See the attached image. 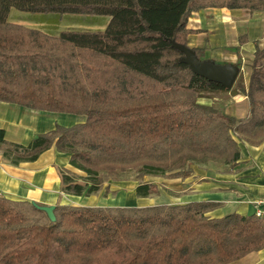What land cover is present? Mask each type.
I'll return each mask as SVG.
<instances>
[{
  "label": "trees",
  "instance_id": "1",
  "mask_svg": "<svg viewBox=\"0 0 264 264\" xmlns=\"http://www.w3.org/2000/svg\"><path fill=\"white\" fill-rule=\"evenodd\" d=\"M211 6L264 12V0H0V100L85 116L28 144L0 128V152L13 164L51 147L69 153L84 172H62L64 190L76 195L132 173L137 196L148 197L160 189L146 175L187 178L194 164L210 162L233 169L242 158L233 131L264 142V47L255 50L247 86L241 76L229 89L194 73L171 39L188 45V17ZM13 8L51 14L55 23L70 14L108 20L104 28L52 33L10 20ZM192 48L203 58V48ZM229 90L247 95V116L199 101ZM219 206L63 204L53 221L31 201L0 196V264H227L264 248V218L211 216Z\"/></svg>",
  "mask_w": 264,
  "mask_h": 264
},
{
  "label": "crops",
  "instance_id": "2",
  "mask_svg": "<svg viewBox=\"0 0 264 264\" xmlns=\"http://www.w3.org/2000/svg\"><path fill=\"white\" fill-rule=\"evenodd\" d=\"M187 28L190 30L189 46L203 48V58L239 65L238 77L248 85L255 50L264 47L263 11L245 7H206L191 12ZM199 101L217 104L237 118L245 117L249 110L248 97L241 91L207 93ZM84 120V115L32 109L0 100V128L4 129L8 140L21 144H28L36 134L52 130L57 123L70 126ZM240 146L242 158L233 169L225 171L222 165L208 175L209 165L202 168L194 164L191 176L163 177L160 192L148 197L137 196L135 190L139 181L130 178L110 179L100 191L90 195L66 192L62 172L66 170L77 175H84V172L70 164L69 153L55 147L45 150L36 160L20 164L11 163L0 152V196L55 206H146L212 200L220 202V206L209 212L211 216L219 217L233 211L250 214L254 213L253 200L264 197V142H242ZM150 176L145 179L151 181ZM78 181L84 183L81 179ZM107 186L111 191L106 192ZM227 264H264V248Z\"/></svg>",
  "mask_w": 264,
  "mask_h": 264
},
{
  "label": "rangeland",
  "instance_id": "3",
  "mask_svg": "<svg viewBox=\"0 0 264 264\" xmlns=\"http://www.w3.org/2000/svg\"><path fill=\"white\" fill-rule=\"evenodd\" d=\"M50 15L45 16L43 14H33V13L23 12V11H20L18 9L13 8L10 12V20L20 22V23L25 24L27 26L39 27V28H42L46 31L52 32V33H58L60 30L66 29V28H72V29L104 28L105 22L108 20V17H105V16H88V15L70 14V15H67L62 22L55 23L50 19ZM34 16H36V17H34ZM39 16H44V17L38 18ZM235 132L233 131V135H235L239 145L242 142H246L245 140H243L241 138L238 139L237 134ZM208 165H209L208 167H211V168H209L210 172L208 175L214 174V170L220 169L222 167V163H220V162H210ZM201 167L203 168L206 166H201ZM128 177H130V179H134L132 176V173H129ZM146 177H147V175L144 177V180H146L145 179ZM152 177L153 176L151 175L149 178V179H151V181L158 182V180H159L158 183H159V189H160V186H162V178L167 177V176H159L158 179H154ZM205 178H207V177H205ZM125 179H129V178H125ZM109 180H107L106 183ZM111 180H120V179H111ZM107 189L108 190H106V192L111 191L109 187ZM261 197H263V196H261ZM130 204H132V203H130ZM132 205H135V203H133Z\"/></svg>",
  "mask_w": 264,
  "mask_h": 264
},
{
  "label": "water",
  "instance_id": "4",
  "mask_svg": "<svg viewBox=\"0 0 264 264\" xmlns=\"http://www.w3.org/2000/svg\"><path fill=\"white\" fill-rule=\"evenodd\" d=\"M173 47L183 53L181 60L187 63L190 69L209 80L217 81L227 88H232L238 78L240 67L234 63H218L212 59L201 58L196 51L188 45L177 42L171 39ZM36 206L46 211L51 220L56 219L54 212L55 205H40L32 201Z\"/></svg>",
  "mask_w": 264,
  "mask_h": 264
},
{
  "label": "built area",
  "instance_id": "5",
  "mask_svg": "<svg viewBox=\"0 0 264 264\" xmlns=\"http://www.w3.org/2000/svg\"><path fill=\"white\" fill-rule=\"evenodd\" d=\"M254 213L260 217L264 218V197H257L253 200Z\"/></svg>",
  "mask_w": 264,
  "mask_h": 264
}]
</instances>
